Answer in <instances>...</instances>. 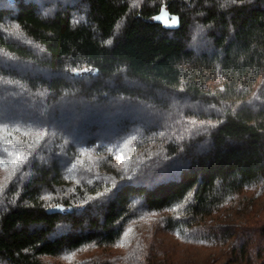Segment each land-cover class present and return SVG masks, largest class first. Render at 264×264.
<instances>
[{"label": "trees", "instance_id": "trees-1", "mask_svg": "<svg viewBox=\"0 0 264 264\" xmlns=\"http://www.w3.org/2000/svg\"><path fill=\"white\" fill-rule=\"evenodd\" d=\"M0 264H264V0H0Z\"/></svg>", "mask_w": 264, "mask_h": 264}, {"label": "snow or ice", "instance_id": "snow-or-ice-1", "mask_svg": "<svg viewBox=\"0 0 264 264\" xmlns=\"http://www.w3.org/2000/svg\"><path fill=\"white\" fill-rule=\"evenodd\" d=\"M158 19H160V18H164L166 21H170L172 24H174L176 21H175V18H169V17H166V16H163V17H157ZM17 131H19V129H17ZM28 133H25V135H27ZM39 136H43L44 135V133H43V131H39L38 133H37ZM9 135L11 136V133H9ZM17 144H19V141H17Z\"/></svg>", "mask_w": 264, "mask_h": 264}, {"label": "water", "instance_id": "water-1", "mask_svg": "<svg viewBox=\"0 0 264 264\" xmlns=\"http://www.w3.org/2000/svg\"><path fill=\"white\" fill-rule=\"evenodd\" d=\"M49 213H62L63 209L60 206L54 207V208H50L48 210Z\"/></svg>", "mask_w": 264, "mask_h": 264}, {"label": "rangeland", "instance_id": "rangeland-1", "mask_svg": "<svg viewBox=\"0 0 264 264\" xmlns=\"http://www.w3.org/2000/svg\"><path fill=\"white\" fill-rule=\"evenodd\" d=\"M180 248V249H182V248H185V247H183V245L180 243V244H178V246H177V248ZM189 250V249H193V247L191 246L190 248H186V250ZM200 250H203V249H200Z\"/></svg>", "mask_w": 264, "mask_h": 264}]
</instances>
